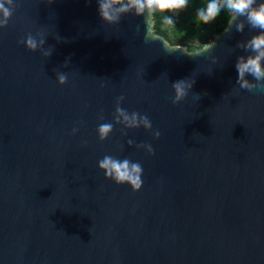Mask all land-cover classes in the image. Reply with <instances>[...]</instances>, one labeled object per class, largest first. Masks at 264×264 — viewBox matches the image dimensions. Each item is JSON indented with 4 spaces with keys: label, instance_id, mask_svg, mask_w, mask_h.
Wrapping results in <instances>:
<instances>
[{
    "label": "water",
    "instance_id": "95a60500",
    "mask_svg": "<svg viewBox=\"0 0 264 264\" xmlns=\"http://www.w3.org/2000/svg\"><path fill=\"white\" fill-rule=\"evenodd\" d=\"M16 2L0 29V264H264V91L235 67L257 30L233 24L189 57L145 43L142 17L105 24L96 0ZM28 33L52 55L18 44ZM119 96L159 139L121 125L98 139ZM105 155L139 162L141 189L106 179Z\"/></svg>",
    "mask_w": 264,
    "mask_h": 264
},
{
    "label": "clouds",
    "instance_id": "9594fccd",
    "mask_svg": "<svg viewBox=\"0 0 264 264\" xmlns=\"http://www.w3.org/2000/svg\"><path fill=\"white\" fill-rule=\"evenodd\" d=\"M49 4L52 0H49ZM98 15L102 22L109 26L118 25L125 15L133 14L138 18H143L145 26L143 40L145 43L161 41L162 46L169 53L177 50L182 51L189 57L199 56L207 51L211 52L215 47V41L201 43L197 38H192L191 45L188 46L173 42L166 38L164 33L183 37L184 31L178 28L179 17L190 4V0H96ZM19 3L16 0H0V29L8 26L9 20L14 15ZM225 12L229 21L225 32L229 31L235 24L236 32H243L247 25L250 29L257 30V34L250 39L240 41L238 48L243 49L248 55L237 57L235 64L238 72L236 84L240 89L248 91H264V0H206L202 6L195 10L194 19L197 23L207 25L215 21L221 12ZM46 39L41 33L33 35L28 33L18 41L29 51H41L46 57L52 55V51L45 49ZM215 57L213 60L215 61ZM69 61L64 65L67 67ZM252 77L251 80L248 77ZM57 81L60 85L67 83L68 76L65 73H56ZM195 80L180 79L172 83L174 97L172 104L176 105L185 100L192 90ZM200 96V93L197 92ZM124 96H119L115 101V110L112 122H102L97 127L98 139L103 142L109 138L114 130V125L122 126V135H127L124 130L143 128L150 132L153 138L159 139L161 133L154 130L150 118L138 112L129 113L121 107ZM104 121V117H100ZM78 129L73 128L75 134ZM128 146L134 144L133 140L127 141ZM137 149H144L148 155H154V149L150 143H140L135 145ZM99 169L104 173L106 179L114 181L117 185L127 184L133 192L139 191L142 187L143 167L139 162H134L128 158H117L112 155H105L98 161Z\"/></svg>",
    "mask_w": 264,
    "mask_h": 264
},
{
    "label": "trees",
    "instance_id": "16d2710c",
    "mask_svg": "<svg viewBox=\"0 0 264 264\" xmlns=\"http://www.w3.org/2000/svg\"><path fill=\"white\" fill-rule=\"evenodd\" d=\"M206 0H190L189 7L180 14L178 28L186 33L183 37H177L175 35H169L164 33L166 38L170 39L173 42H179L192 47L191 40L192 38H197L201 43L208 42L212 40L215 35L220 34L224 31L229 21V17L225 12H221V15L213 22L203 25L195 21V10L197 7H200L205 3Z\"/></svg>",
    "mask_w": 264,
    "mask_h": 264
}]
</instances>
